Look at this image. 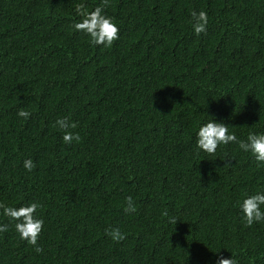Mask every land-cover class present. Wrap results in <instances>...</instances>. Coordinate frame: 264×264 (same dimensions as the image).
Returning a JSON list of instances; mask_svg holds the SVG:
<instances>
[{
	"label": "trees",
	"instance_id": "1",
	"mask_svg": "<svg viewBox=\"0 0 264 264\" xmlns=\"http://www.w3.org/2000/svg\"><path fill=\"white\" fill-rule=\"evenodd\" d=\"M80 2L0 0V202L38 200L45 221L39 253L0 233V264H264V223L237 204L264 188V167L235 144L195 146L210 117L264 131V0H110V48L72 29ZM193 10L209 17L199 35ZM63 117L79 142H63Z\"/></svg>",
	"mask_w": 264,
	"mask_h": 264
},
{
	"label": "clouds",
	"instance_id": "2",
	"mask_svg": "<svg viewBox=\"0 0 264 264\" xmlns=\"http://www.w3.org/2000/svg\"><path fill=\"white\" fill-rule=\"evenodd\" d=\"M109 3L110 0H100L99 4L91 8L86 5L85 0L76 4L75 14L79 19L74 21L71 27L75 32L86 36L88 43L93 46L110 48L114 41L119 39L120 28L118 23L114 16L105 11ZM208 22L209 17L206 11L193 10L191 12V24L195 34L199 35L205 32ZM17 116L27 120L31 113L25 108H19ZM53 126L62 131V140L65 144L80 141L79 133L70 131V129H75L77 124L68 117L58 118ZM230 144H235L240 151L246 153L251 160L255 161L257 168L264 167V131L249 130L246 136L239 137L230 124L212 117L199 123L195 130L197 152L214 156L218 148ZM222 161H225L224 165H229L232 160L226 156ZM23 167L31 172L35 163L31 158H28L23 161ZM125 200L124 212L127 214L135 213L137 206L133 198L127 196ZM237 204L241 214L240 218L247 226H252L254 223H264V188L246 192ZM42 207L38 200L21 202L19 205L0 202V217L7 218L9 221V223L0 222V233L7 232L10 227H13L21 240L35 246L37 253L41 252L42 249L38 246L37 241L45 224L44 218L38 212ZM177 220V217L169 218V222L173 224H176ZM105 234L114 241L124 239V233L119 228L106 229ZM213 264H239V262L234 255H231L229 258L219 257Z\"/></svg>",
	"mask_w": 264,
	"mask_h": 264
}]
</instances>
